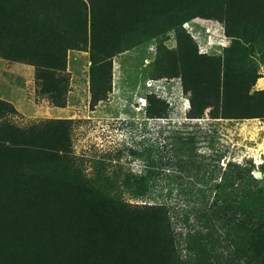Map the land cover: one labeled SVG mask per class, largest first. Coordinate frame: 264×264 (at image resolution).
<instances>
[{
    "label": "trees",
    "instance_id": "trees-1",
    "mask_svg": "<svg viewBox=\"0 0 264 264\" xmlns=\"http://www.w3.org/2000/svg\"><path fill=\"white\" fill-rule=\"evenodd\" d=\"M217 16L238 30L246 24L256 28L264 40V0H0V56L30 63L54 83L53 75L66 67L67 52L91 44L92 81L106 84L102 72L108 59L127 50L129 37L141 29L161 26L167 32L196 17ZM184 41L173 59L176 53L183 56L192 102L188 117H199L191 116L194 107L211 106L221 87L222 61L197 54L191 40ZM229 52L234 59L226 57L224 117L264 118V96L247 94L245 85L256 62L239 44ZM236 53L242 54L240 61ZM253 108L257 115L244 113ZM15 112L0 98V264H230L231 255L252 251L258 230L253 220L264 221V194L248 186L229 189L239 175L252 178L238 169L224 172L220 181L203 173L205 179L196 182L199 168L186 160L194 153V135L182 137L165 162L152 158L149 148L141 150L150 159L142 174L125 175L120 167L109 171L113 163L94 155L89 162L94 174L88 175V160L74 150L72 119L20 126L11 122ZM165 112L160 105L149 117ZM171 161L195 188L198 203L186 209L171 206L169 199H144ZM179 220L185 229L178 233ZM178 250L186 251L182 258ZM256 256L248 261L264 264V244Z\"/></svg>",
    "mask_w": 264,
    "mask_h": 264
},
{
    "label": "rangeland",
    "instance_id": "rangeland-1",
    "mask_svg": "<svg viewBox=\"0 0 264 264\" xmlns=\"http://www.w3.org/2000/svg\"><path fill=\"white\" fill-rule=\"evenodd\" d=\"M232 25L235 28L227 19L217 16L196 17L182 23L181 29L176 27L167 32L161 26L141 29L138 36L129 37L127 50L108 59L102 72L106 84L101 80L92 81L91 44L67 52L66 67L53 75L54 83L43 72L37 75L34 65L0 56V98L15 106L17 112L10 119L20 126L50 118L72 119L74 150L76 155L88 160V175L94 174L89 165L94 155L105 163H113L108 166L109 171L120 167L126 171L125 175L142 174L150 159L140 154L141 150L149 148L152 158L165 157V162L167 156L177 152L174 147L180 140L184 142L182 137L194 135V153L186 156V160L194 161V166L199 168L196 182L205 179L206 174H213L214 179L220 181L224 172L238 169L252 178L239 175L230 182L229 189L248 186L264 194V118L223 115L224 71L230 66L226 57L232 46L239 44L257 64L253 76H245L247 94L264 96V53L261 50L264 40L256 28L251 30L246 24L244 29L238 30L236 24ZM177 30L183 32L181 38ZM241 32L248 34L247 39L241 37ZM185 39L191 40V49L197 54L218 57L222 61L221 87L212 100L213 106L194 107L191 116L198 113L201 116L192 118L188 117L192 102L191 91L184 85L183 56L176 53L178 59H173L180 45H186ZM235 55L240 61L242 54ZM250 70L247 64V71ZM43 88L45 94L41 92ZM160 105H165L167 112L160 115L162 117H149L150 110ZM256 110L248 109L244 113L257 115ZM178 165L177 161L163 165L162 175L153 178L151 192L144 199H152V202L169 199L171 206L178 209L197 204L192 194L195 188L189 182L192 179L182 175L176 168ZM216 192L213 189L211 196ZM193 219L195 221L194 215ZM253 221L258 230L254 234L256 241L251 243L252 251L248 255H231L230 264H254L255 260L250 263L248 258L257 259L256 253L264 244V221ZM176 225L178 233L185 229L181 220ZM185 253L178 250L180 258Z\"/></svg>",
    "mask_w": 264,
    "mask_h": 264
},
{
    "label": "water",
    "instance_id": "water-1",
    "mask_svg": "<svg viewBox=\"0 0 264 264\" xmlns=\"http://www.w3.org/2000/svg\"><path fill=\"white\" fill-rule=\"evenodd\" d=\"M258 176H261V173H257Z\"/></svg>",
    "mask_w": 264,
    "mask_h": 264
}]
</instances>
